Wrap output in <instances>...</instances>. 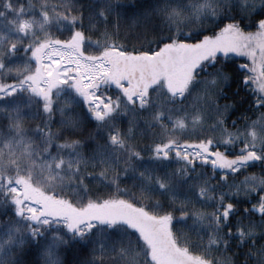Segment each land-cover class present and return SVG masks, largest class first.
I'll return each instance as SVG.
<instances>
[{
    "label": "trees",
    "instance_id": "16d2710c",
    "mask_svg": "<svg viewBox=\"0 0 264 264\" xmlns=\"http://www.w3.org/2000/svg\"><path fill=\"white\" fill-rule=\"evenodd\" d=\"M165 3L178 13L171 20L155 11ZM261 3L0 0V45L15 41L19 49L7 63L23 65V44L41 35L11 31V17H43L47 6L50 16H60V26H45L53 40L79 32L74 43L83 54L108 61L110 72L96 91L116 109L100 125L83 113L78 127L53 123L59 139L50 143L35 130L38 116L22 122L18 132L0 131V264H156L151 247L126 224L72 230L62 220L32 223L19 215L12 199L18 195L10 188L21 178L74 210L97 205L95 211L131 215L149 227L160 252L187 264H197V258L205 264H264V53L258 66L233 55L207 60L177 93L155 85L178 59L167 45L194 43L226 29L255 32L262 26ZM188 8L199 15H185ZM169 36L171 43H159ZM149 51L159 55L144 57ZM166 57L171 61L161 66ZM158 58L151 70L147 63ZM63 94L73 95L68 88ZM45 147L56 155L58 171L38 163ZM164 218L170 236L161 226Z\"/></svg>",
    "mask_w": 264,
    "mask_h": 264
},
{
    "label": "snow or ice",
    "instance_id": "6c2138e0",
    "mask_svg": "<svg viewBox=\"0 0 264 264\" xmlns=\"http://www.w3.org/2000/svg\"><path fill=\"white\" fill-rule=\"evenodd\" d=\"M259 8L264 10V3H261ZM168 9L169 5L165 3L158 6L155 11L165 13L170 20L178 15L175 9L171 11ZM189 13L199 15L196 8L186 9L185 15ZM253 14L257 13L254 11ZM41 15L44 17L40 24L41 35L23 44L27 50L25 53L27 58L23 65L7 63V60L19 51L18 42H10L6 46L0 45V131L9 129L18 132L22 122L30 121L38 116L39 122L34 125L35 130L41 133L46 143H50L53 138L59 139L58 135L52 132L53 123L63 128H75L81 124L83 113L100 125L109 119L116 109L113 107L114 101L106 100L98 90H93L97 86L91 83L89 75L93 69L97 72L101 68L110 70L108 61L84 56L74 44L81 35L79 32H69L64 39L53 40L52 34L45 31V26H50L54 20L58 23L60 16H50L47 6L41 10ZM72 22L75 23L74 18ZM257 23L264 25V11H260L257 15ZM169 26L171 27V24ZM2 40L3 37L0 36V41ZM159 43H171V37L162 39ZM135 51L136 49L133 48V52ZM148 54L151 55L152 52L149 51ZM65 87L73 95L65 96L63 94ZM74 97L80 99L79 105ZM57 115L59 120L55 119ZM45 132L48 133L47 136H44ZM4 138L7 139V137ZM111 139L115 141L117 136L114 134ZM59 147H73L74 150V146L70 145L61 144ZM160 147V145L156 146V154H159ZM60 155L63 153L61 152ZM136 155L140 156L139 153ZM167 155V152H163L164 158H167ZM56 160V155L45 147L38 158V163L42 168L47 167L50 171H58L59 162L57 167L53 168V162ZM8 182L11 184L12 180ZM160 186L163 188L164 183L161 182ZM11 191L16 193L21 189L14 187ZM12 199L17 204V212H19L22 201L15 195ZM28 211L34 210L29 208ZM190 217L191 214H188L183 219L189 221ZM7 222L11 223L10 220Z\"/></svg>",
    "mask_w": 264,
    "mask_h": 264
},
{
    "label": "rangeland",
    "instance_id": "374dc122",
    "mask_svg": "<svg viewBox=\"0 0 264 264\" xmlns=\"http://www.w3.org/2000/svg\"><path fill=\"white\" fill-rule=\"evenodd\" d=\"M43 19L44 17L35 18L27 16L20 18L16 15L11 17V27L7 25V28L11 31L17 30L29 34H38L40 33V24ZM52 24L60 26V23H57L55 20ZM74 44L75 47L82 52L80 43L76 41ZM167 46V50H164H173L178 52V59L176 63L173 64L172 68L166 72L163 71L161 80L157 81L155 85L168 86L173 93H177L186 86L189 78L192 76L196 68L207 60H210L218 55H233L249 61L253 66H258L264 53V25H262L255 32L248 33L239 28L232 30L227 29L214 36L204 37L202 40L194 43H179ZM164 50L162 49L159 53L162 54ZM159 53L143 56L147 58H154L157 57ZM83 55L86 56L85 54ZM86 57L92 58L90 56ZM160 61V58L154 59L149 61L147 65L151 70H153L158 63H160ZM170 61L171 58L166 57L160 65L164 66V64H167ZM91 62L92 61L90 60V63ZM125 69L126 68H124V70ZM131 69L133 70V68ZM109 72L110 70L104 68H101L99 72L95 69L90 71L89 75L91 77V83L97 86L93 89L94 91L105 83V79H107ZM159 75H156L153 80H155ZM127 78L130 79L131 77L128 75ZM66 90L67 87L64 88V92ZM137 94H139L138 91H136L134 95L138 96ZM211 157H213V155ZM18 180L20 182H15L16 185L12 187L21 189L20 192H16L18 195L17 198L22 201L19 206L20 211L18 214L29 219L32 223L46 222L49 220H62L67 223L68 227L72 230H77L80 226L89 227L93 223L126 224L131 229L138 232L148 246L151 247L152 257L154 258L156 264H187L184 259L179 260L171 253L160 252L158 245L149 234V227L146 224L138 222L137 219L131 215L120 212L117 213L112 211V209L108 211H95L96 208H99L97 205H90L83 210H74V208L66 202L54 199L41 192H37L27 179L21 178ZM29 208H32L34 211H28ZM161 226L164 233L167 236H170L171 226L168 218L162 219ZM192 260H194L197 264H205L198 258Z\"/></svg>",
    "mask_w": 264,
    "mask_h": 264
}]
</instances>
